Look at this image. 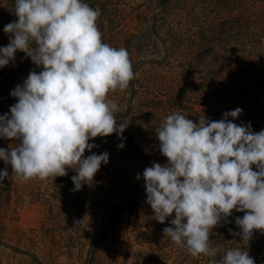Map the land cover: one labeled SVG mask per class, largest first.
I'll list each match as a JSON object with an SVG mask.
<instances>
[{"label":"clouds","instance_id":"obj_1","mask_svg":"<svg viewBox=\"0 0 264 264\" xmlns=\"http://www.w3.org/2000/svg\"><path fill=\"white\" fill-rule=\"evenodd\" d=\"M14 3L18 20L4 26L11 36L0 47V68L14 61L19 50L42 70L30 71L10 92L17 102L10 114L0 115V137L18 141L0 148V159L12 169L11 176L7 167L0 171V183L62 177L71 168L78 191L109 162V153L92 152L98 145L89 141L114 133L124 139L127 122L117 123L118 104L108 94L127 90L135 78L129 53L102 42L101 10L85 0ZM242 112L237 107L218 121L203 116L198 123L174 113L155 129L168 162H154L143 171L146 202L162 224L175 214L163 233L192 257H217L210 235L233 210L245 213L235 218L241 231L233 235L249 241L254 230L264 232V130L257 133L250 124L234 123ZM86 150L92 154L85 157ZM210 264L255 261L236 247Z\"/></svg>","mask_w":264,"mask_h":264},{"label":"trees","instance_id":"obj_2","mask_svg":"<svg viewBox=\"0 0 264 264\" xmlns=\"http://www.w3.org/2000/svg\"><path fill=\"white\" fill-rule=\"evenodd\" d=\"M85 2L101 10L97 26L102 37L109 38L112 47L127 49L135 74L123 97L114 100L117 123L128 125L124 139L115 133L110 136L142 155L150 167L168 162L155 129L170 114H183L196 123L203 116L218 121L239 107L243 112L234 123L250 124L257 133L264 130V0ZM14 6V0H0V47L7 46L11 36L4 26L18 20ZM137 42L142 44L134 47ZM142 50L152 55L147 62L139 60ZM27 67L15 58L0 68V115L10 114L17 102L10 92L27 78ZM15 143L0 137V148L7 150ZM1 166H5L2 159ZM244 214L233 210L212 230L210 241L217 257L189 254L186 264H210L236 247L247 250L255 264H264V232L254 230L249 241L232 234L241 231L235 218Z\"/></svg>","mask_w":264,"mask_h":264},{"label":"rangeland","instance_id":"obj_3","mask_svg":"<svg viewBox=\"0 0 264 264\" xmlns=\"http://www.w3.org/2000/svg\"><path fill=\"white\" fill-rule=\"evenodd\" d=\"M145 0H134L140 4ZM109 38L102 42L109 44ZM110 40V39H109ZM142 42H137L138 47ZM135 50H137L135 48ZM139 50V49H138ZM138 52V51H137ZM152 55L138 52L147 62ZM15 58L30 71L39 73L30 57L17 51ZM142 66L137 77H141ZM117 101L123 91L110 92ZM98 147L92 152H108L109 162L102 164L93 180L74 191L71 177L33 178L21 181L5 179L0 183V264H186L191 261L183 247L165 236L175 214L162 224L154 219L146 202L142 173L150 167L112 136L89 141ZM87 150L84 156L91 155ZM139 156V157H138ZM7 167L9 176L11 166ZM137 174L141 175L139 180Z\"/></svg>","mask_w":264,"mask_h":264}]
</instances>
